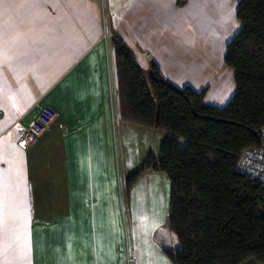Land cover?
<instances>
[{
    "label": "crops",
    "instance_id": "1",
    "mask_svg": "<svg viewBox=\"0 0 264 264\" xmlns=\"http://www.w3.org/2000/svg\"><path fill=\"white\" fill-rule=\"evenodd\" d=\"M239 1L0 0V264H174L168 174L126 185L167 133L122 119L104 6L143 69L222 107ZM42 105L56 119L22 148Z\"/></svg>",
    "mask_w": 264,
    "mask_h": 264
},
{
    "label": "trees",
    "instance_id": "2",
    "mask_svg": "<svg viewBox=\"0 0 264 264\" xmlns=\"http://www.w3.org/2000/svg\"><path fill=\"white\" fill-rule=\"evenodd\" d=\"M237 16L242 28L225 54L236 92L222 107L164 78L156 63L147 72L113 37L122 119L167 133L160 159L150 153L126 185L150 168L168 174L174 264L264 263V185L237 170L264 128V0H240Z\"/></svg>",
    "mask_w": 264,
    "mask_h": 264
},
{
    "label": "built area",
    "instance_id": "3",
    "mask_svg": "<svg viewBox=\"0 0 264 264\" xmlns=\"http://www.w3.org/2000/svg\"><path fill=\"white\" fill-rule=\"evenodd\" d=\"M144 54L150 55L148 51H144ZM55 119L56 112L51 106H40L37 115L23 127L18 145L22 148L28 147L30 143L51 127ZM237 170L264 185V128L261 131L260 146L249 147L241 152Z\"/></svg>",
    "mask_w": 264,
    "mask_h": 264
},
{
    "label": "rangeland",
    "instance_id": "4",
    "mask_svg": "<svg viewBox=\"0 0 264 264\" xmlns=\"http://www.w3.org/2000/svg\"><path fill=\"white\" fill-rule=\"evenodd\" d=\"M104 10H105V15H106V20H107V26H108V36L107 38L109 39V41L111 42V45H113V37L117 35V33L115 32L114 28H112L111 24H110V18H109V13L107 8L104 6ZM114 46V45H113ZM256 264H264V263H256Z\"/></svg>",
    "mask_w": 264,
    "mask_h": 264
}]
</instances>
